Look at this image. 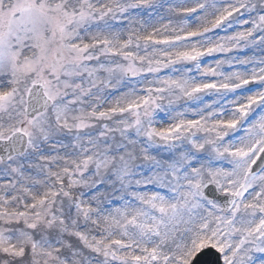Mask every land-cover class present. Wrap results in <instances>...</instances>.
<instances>
[{
	"label": "snow or ice",
	"instance_id": "6c2138e0",
	"mask_svg": "<svg viewBox=\"0 0 264 264\" xmlns=\"http://www.w3.org/2000/svg\"><path fill=\"white\" fill-rule=\"evenodd\" d=\"M0 264H264V0H0Z\"/></svg>",
	"mask_w": 264,
	"mask_h": 264
}]
</instances>
